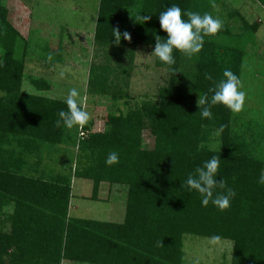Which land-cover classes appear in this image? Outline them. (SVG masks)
<instances>
[{
    "label": "trees",
    "instance_id": "1",
    "mask_svg": "<svg viewBox=\"0 0 264 264\" xmlns=\"http://www.w3.org/2000/svg\"><path fill=\"white\" fill-rule=\"evenodd\" d=\"M257 2L264 7V0ZM172 4L182 13H210L223 27L205 36L192 57L174 50L172 67L156 57L166 79L155 95L134 102L129 87L135 49L154 47L156 35L166 38L159 13ZM229 7L228 0H99L93 45L104 59L91 63L87 91L123 102L127 111L109 112L105 128L92 131L91 123L56 127L65 100L23 91L31 41L10 19L7 0H0V264H188L186 235L231 241L229 264H264V185L257 183L264 169V125L240 132L227 107L214 106L210 120L198 111L199 96L225 69L242 80L246 46L261 26ZM114 29L121 33L118 43ZM61 40L43 47L46 67L64 63L71 46ZM29 81L38 90L52 87L45 78ZM113 151L119 163L108 166ZM213 155L220 156L217 180L236 192L224 211L202 206L197 192L181 187ZM50 160L65 163L57 171ZM73 177L92 181L91 199L99 198L102 183L125 186L124 220L71 215Z\"/></svg>",
    "mask_w": 264,
    "mask_h": 264
},
{
    "label": "rangeland",
    "instance_id": "2",
    "mask_svg": "<svg viewBox=\"0 0 264 264\" xmlns=\"http://www.w3.org/2000/svg\"><path fill=\"white\" fill-rule=\"evenodd\" d=\"M228 3L229 8L240 10L250 22L261 20L253 41L246 46L241 80L246 99L242 111L235 113L233 124L235 130L243 132L250 124L253 127L264 125V7L257 0H228ZM98 4L99 0H7L10 19L31 41L23 91L66 100L69 90L76 88L79 92L77 102L90 114L87 123L92 124V131L105 128L109 112L127 111L123 102H113L87 91L91 63L104 59V53L96 51V45H93ZM60 39L71 46L63 53L65 61L54 65L55 69L46 67L43 47L48 44L57 47ZM87 48L85 54L82 50ZM153 50L154 47L144 45L135 49L129 87L134 102L155 95L166 79V70L155 65ZM62 70L65 73L63 77L59 75ZM30 78H45L52 87L50 90H38L30 83ZM62 157L66 156L62 154ZM64 163V160H50L48 165L59 171ZM92 190L91 180L73 177L70 214L122 222L127 201L126 187L102 183L98 199H91ZM232 248L233 243L228 240L212 242L211 238L192 235L184 238L188 264H229ZM62 264L82 263L64 261Z\"/></svg>",
    "mask_w": 264,
    "mask_h": 264
},
{
    "label": "clouds",
    "instance_id": "3",
    "mask_svg": "<svg viewBox=\"0 0 264 264\" xmlns=\"http://www.w3.org/2000/svg\"><path fill=\"white\" fill-rule=\"evenodd\" d=\"M186 17V19L184 18ZM149 19L144 16L143 20ZM160 28L167 33L165 39L155 36V45L152 54L163 64L172 67L176 63L173 55L174 50L183 53L187 57H192L199 53L204 46L205 36L217 34L223 27V22L212 16L210 13L201 15L198 12L183 10L179 5L172 4L166 10L159 13ZM115 41L121 39V33L114 29ZM125 39H130L128 33L123 34ZM47 61H52L53 54L48 53ZM4 67L0 62V69ZM64 70L59 75L64 76ZM205 78L212 80L211 75L205 74ZM79 92L76 88L69 90L65 104L67 110L61 109L58 112V119L55 121L56 127H83L90 120V114L83 109L77 102ZM246 99V93L242 90L239 77L230 69L223 71V78L214 82L198 99V111L201 119H212V108L216 105L227 107L232 113L242 111ZM221 125V130L224 128ZM119 163V155L116 152H109L105 164L111 166ZM220 166V156L213 155L204 160L193 172L189 173L181 184V187L188 193L193 190L201 197V205L207 207L209 203L220 211L230 207L231 200L235 197L234 189L227 187L224 179L217 180L218 169ZM259 185H264V169H261L257 178ZM221 189L222 191H217ZM220 239L218 235L211 237L212 242Z\"/></svg>",
    "mask_w": 264,
    "mask_h": 264
},
{
    "label": "built area",
    "instance_id": "4",
    "mask_svg": "<svg viewBox=\"0 0 264 264\" xmlns=\"http://www.w3.org/2000/svg\"><path fill=\"white\" fill-rule=\"evenodd\" d=\"M83 134V133H82Z\"/></svg>",
    "mask_w": 264,
    "mask_h": 264
}]
</instances>
